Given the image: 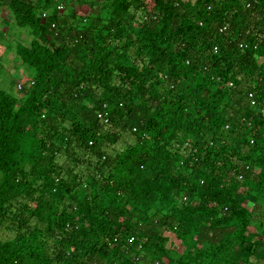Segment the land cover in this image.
<instances>
[{
  "label": "trees",
  "instance_id": "obj_1",
  "mask_svg": "<svg viewBox=\"0 0 264 264\" xmlns=\"http://www.w3.org/2000/svg\"><path fill=\"white\" fill-rule=\"evenodd\" d=\"M68 1L0 0V264H264V0Z\"/></svg>",
  "mask_w": 264,
  "mask_h": 264
},
{
  "label": "rangeland",
  "instance_id": "obj_2",
  "mask_svg": "<svg viewBox=\"0 0 264 264\" xmlns=\"http://www.w3.org/2000/svg\"><path fill=\"white\" fill-rule=\"evenodd\" d=\"M97 2L96 0H70L64 8V11L67 10L64 13L71 14L77 10L79 14H86L91 11L89 9L91 6L96 9L100 8ZM2 19L11 20L12 24L6 20L0 21V89H5L15 96L24 97L34 73L19 60L17 48L18 43L29 45L32 36L27 30L19 29L14 25L9 9L4 13ZM20 84L24 86L22 89L19 87ZM128 141L133 142V139L129 137L128 140L127 136L119 141L116 147L123 149ZM1 175L3 176L2 173H0ZM0 234L2 237H6L5 232H0Z\"/></svg>",
  "mask_w": 264,
  "mask_h": 264
},
{
  "label": "built area",
  "instance_id": "obj_3",
  "mask_svg": "<svg viewBox=\"0 0 264 264\" xmlns=\"http://www.w3.org/2000/svg\"><path fill=\"white\" fill-rule=\"evenodd\" d=\"M64 8H65L64 3H59L57 5V9H58L57 11L58 12L63 11ZM49 14H50L49 12H44V16L45 17L48 16ZM52 26L55 27V23H53ZM219 31H220L221 34L222 33H227L229 31V27L227 25H225V26L221 27ZM241 47H244V43H241ZM215 51L216 52L218 51V46H215ZM32 83H34V82H32ZM230 85L231 86H235V83L234 82H230ZM19 87L22 89L23 88L22 84H20ZM248 98H249L252 106H257L258 105L259 102H258V99L256 98V95H255L254 91H250L248 93ZM99 117L105 123H109V113L107 112V110H105V112H99ZM227 128H229V125L227 126ZM92 143L93 142H91V144ZM252 143H254V141H252ZM240 167H242V169H244V170H249V169L253 170L254 169V167H252V166H250L248 164H245V163H242ZM231 176L237 178V180H239V181H242L244 179V174L243 173H237L236 170L231 171ZM184 200L188 201V196H185ZM116 240L117 239H115V241ZM136 241H137L136 237L135 236H131L130 242L136 243ZM113 244H114L113 242L110 243V245H113Z\"/></svg>",
  "mask_w": 264,
  "mask_h": 264
},
{
  "label": "crops",
  "instance_id": "obj_4",
  "mask_svg": "<svg viewBox=\"0 0 264 264\" xmlns=\"http://www.w3.org/2000/svg\"><path fill=\"white\" fill-rule=\"evenodd\" d=\"M0 14H1V13H0ZM1 16H4V15H3V14H1ZM5 16H6V15H5ZM244 256H246V255L244 254ZM251 260H252L253 262H255V263H256V262H257V260H258V259H257V256H254V255H253V256L251 257ZM263 262H264V261H263Z\"/></svg>",
  "mask_w": 264,
  "mask_h": 264
}]
</instances>
